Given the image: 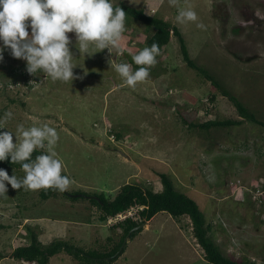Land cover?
<instances>
[{
	"label": "rangeland",
	"instance_id": "1",
	"mask_svg": "<svg viewBox=\"0 0 264 264\" xmlns=\"http://www.w3.org/2000/svg\"><path fill=\"white\" fill-rule=\"evenodd\" d=\"M117 4L175 25L190 58L264 121V0H113ZM183 8L194 9L197 21H177ZM125 27L122 50L104 49L92 56L80 54L75 34L68 33L76 55L74 74L84 77L73 82L53 81L42 72L33 76L26 61L5 50L0 117L7 110L13 117L0 131L15 133L20 123L26 128L44 123L55 127L59 140L53 150L63 162L62 174L71 180L66 192L78 199L57 194L42 200L43 188L17 190L8 184L7 195L0 196V264H35L10 257L14 248L28 244L30 232L44 246L67 241L86 251L111 249L122 228L110 227L121 219L101 221L100 210L79 198V192L90 199L96 198L93 194L112 199L125 184L160 192L159 173L172 180L176 191L194 199L211 226L209 238L224 256L264 264V128L250 122L209 130L189 125L239 117L227 98L185 65L173 36L149 77L134 89L124 85L114 65L140 67L132 56L146 47L152 34L129 18ZM89 50L96 51L95 45ZM8 174L25 176L23 169ZM130 212L133 217L136 210ZM139 230L124 238L125 251L113 264H210L188 216L172 219L158 213ZM49 264L79 263L60 252Z\"/></svg>",
	"mask_w": 264,
	"mask_h": 264
},
{
	"label": "clouds",
	"instance_id": "2",
	"mask_svg": "<svg viewBox=\"0 0 264 264\" xmlns=\"http://www.w3.org/2000/svg\"><path fill=\"white\" fill-rule=\"evenodd\" d=\"M176 19L181 23L196 22L198 17L194 9L183 8ZM125 22V10L114 7L113 0H0V62L4 60L5 50L10 49L12 57L26 61V71L33 76L42 72L53 81L83 79L73 71L77 67L73 62L76 55L70 48L72 38L68 33L75 34V47L84 56L104 49L111 53L113 48L122 50ZM197 27L205 26L198 23ZM91 44L96 51L89 50ZM160 52V45L154 42L132 56L133 62L140 66L135 70L129 63L115 64L123 84L134 89L138 82L145 81ZM12 117L11 110L5 111L0 117V129H7L3 123ZM13 133L0 131V162L10 157L12 163L21 165L25 176L19 179L0 168V196L7 195L8 184L17 190L26 187L67 191L71 180L62 175L63 162L53 150L59 140L57 129L48 123L28 128L20 123L14 133L15 143ZM38 149L47 151L33 158Z\"/></svg>",
	"mask_w": 264,
	"mask_h": 264
},
{
	"label": "trees",
	"instance_id": "3",
	"mask_svg": "<svg viewBox=\"0 0 264 264\" xmlns=\"http://www.w3.org/2000/svg\"><path fill=\"white\" fill-rule=\"evenodd\" d=\"M126 12V18L138 21L144 25L146 31H151L152 34L146 40V47H150L154 42L160 45V49L166 46L171 37H175L179 51L185 65L195 71L200 77L208 81L220 94L227 98L237 111L238 120L228 119L207 120L198 124H189L191 127L202 130L211 128L233 127L240 126L244 122H250L264 128V121L259 120L247 109L236 97L221 88L219 83L208 73L207 70L199 67L189 56L185 40L179 29L159 17L146 15L142 9H136L125 4H117ZM20 75L26 76L24 73ZM25 78V77H24ZM213 101V98H211ZM184 120V118H182ZM185 121V120H184ZM42 149L34 151L33 158L39 155ZM0 168H4L7 172L12 169H22L19 163H12L10 157L8 160L0 162ZM64 175V174H62ZM162 190L160 192H152L150 189L143 188L136 184L122 185L112 199L104 198L102 194L96 198H88L89 194L81 193L79 198L89 199L90 203L96 206L101 215L99 219L106 221L108 218H115L118 214L128 212L135 209L136 213L132 217H126L123 220L115 222L110 228H122V235L117 243H114L111 249L102 253L96 251H86L83 248L74 246L67 241H53L47 246L39 242L37 235L34 232L29 234V242L26 245H20L11 252L10 257L17 261H24L35 264H49L50 259L60 252H65L79 264H113L125 251V245L122 247L124 238L128 235L132 228L144 222L149 221L158 213H167L172 219H178L181 216H188L191 221L192 234L201 247L204 254V260L210 264H254L247 258L231 259L224 256L214 242L209 238L208 233L211 226L206 223L204 214L199 209L197 203L191 197L184 193L175 190L172 180L164 173L158 174ZM77 192H74L76 194ZM61 194L73 201L78 197H70L68 192H61L57 189H42L39 196L42 200H47ZM141 230L133 231L128 237L133 238ZM111 241V237L107 238Z\"/></svg>",
	"mask_w": 264,
	"mask_h": 264
},
{
	"label": "built area",
	"instance_id": "4",
	"mask_svg": "<svg viewBox=\"0 0 264 264\" xmlns=\"http://www.w3.org/2000/svg\"><path fill=\"white\" fill-rule=\"evenodd\" d=\"M131 210H133V209H131ZM131 210H129L128 212H127V214L129 215V216H126L125 214H118L117 215V217H119L121 220H123V219H125L126 217H131L132 215H131ZM117 217H115V218H110L109 219V222H111L110 220H115Z\"/></svg>",
	"mask_w": 264,
	"mask_h": 264
},
{
	"label": "water",
	"instance_id": "5",
	"mask_svg": "<svg viewBox=\"0 0 264 264\" xmlns=\"http://www.w3.org/2000/svg\"><path fill=\"white\" fill-rule=\"evenodd\" d=\"M145 222L138 225V226H135L134 228L131 229V231L128 233V236L133 232V231H137L139 229H141L142 226H144Z\"/></svg>",
	"mask_w": 264,
	"mask_h": 264
}]
</instances>
